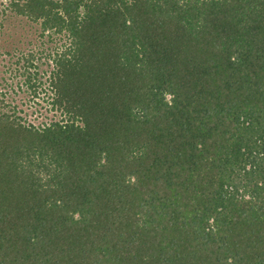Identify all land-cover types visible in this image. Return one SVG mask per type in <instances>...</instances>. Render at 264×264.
<instances>
[{"label":"trees","instance_id":"trees-1","mask_svg":"<svg viewBox=\"0 0 264 264\" xmlns=\"http://www.w3.org/2000/svg\"><path fill=\"white\" fill-rule=\"evenodd\" d=\"M8 13L39 44L7 67L51 116L0 94V264H264V0Z\"/></svg>","mask_w":264,"mask_h":264},{"label":"rangeland","instance_id":"rangeland-1","mask_svg":"<svg viewBox=\"0 0 264 264\" xmlns=\"http://www.w3.org/2000/svg\"><path fill=\"white\" fill-rule=\"evenodd\" d=\"M8 2L9 0L0 1V10ZM31 31L34 33L33 35H30ZM35 34L39 38L36 26L26 18L11 13L5 14V16L0 14V94H5L8 102L10 101L9 104L15 105L17 113L25 120L38 123L46 117L48 119L51 113L45 110L46 104L40 98L32 100L28 92L24 90V86L17 84V81L22 80L23 76L14 75V71L7 67L11 57L4 53L13 45L26 49L27 41L30 38L35 39ZM38 44L39 39H35L34 45ZM16 52L18 53V51Z\"/></svg>","mask_w":264,"mask_h":264}]
</instances>
